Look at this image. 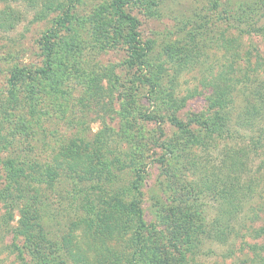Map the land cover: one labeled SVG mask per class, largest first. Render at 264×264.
Listing matches in <instances>:
<instances>
[{
  "label": "rangeland",
  "instance_id": "rangeland-1",
  "mask_svg": "<svg viewBox=\"0 0 264 264\" xmlns=\"http://www.w3.org/2000/svg\"><path fill=\"white\" fill-rule=\"evenodd\" d=\"M111 8L0 0V264H22L21 252L32 264H110L85 224L99 214L101 230L122 235L106 247L124 253L137 224L118 207L137 173L138 264H177L180 251V264H264V0H128L146 49L134 67ZM174 116L218 126L183 132ZM223 189L233 195L219 205ZM189 218L205 227L194 255L179 231Z\"/></svg>",
  "mask_w": 264,
  "mask_h": 264
},
{
  "label": "trees",
  "instance_id": "trees-1",
  "mask_svg": "<svg viewBox=\"0 0 264 264\" xmlns=\"http://www.w3.org/2000/svg\"><path fill=\"white\" fill-rule=\"evenodd\" d=\"M214 7H217L219 0H211ZM128 0H112V13L118 18V21L120 24L118 25L117 30L119 31V38L118 40L122 43V45L125 47L127 53H128V63L131 67L139 66L142 63V60L146 56V49L145 46L142 44L140 40V33H139V20L131 15L130 13H127L125 11V8L127 6ZM46 10H48L49 7L45 6ZM45 10V9H44ZM257 32H261L262 36L264 37V27H260L256 29ZM52 33V30L49 31L48 34ZM43 40L45 41L43 44V50L47 51L48 54H50L53 51L52 44L49 40V36L46 34L43 37ZM16 78L12 79V86L10 94L14 95V86H15ZM258 96L257 100L261 101L262 104H264V89L261 88L259 91L257 90L255 92ZM221 101H215L212 104V107H222L223 104L220 103ZM150 118V117H148ZM214 119H206L203 117H194L190 123H184L177 117H171L169 119V122L171 125H173L175 128H177L180 131L186 132L190 124L195 123L203 127H214L218 126L217 123H212ZM213 125V126H211ZM9 164L12 167V163L9 162ZM236 168V167H233ZM142 185V178L140 177V174L137 173L135 176V179L131 183L130 191H131V197L128 202L125 204H121L118 209L122 212V216H124L123 223L125 225V222L128 224L131 222H135L137 225L134 228L133 233L131 234V237L129 238L127 244L128 247H125V252L123 253L121 251L120 254H117L112 249L106 247L107 240L111 237H113L117 242L121 239V233L118 230H114L115 233H105L104 228L101 230L99 228V221H100V215H96L94 219L87 222L85 224V231L86 233L93 239L92 242H94L95 247L101 252L106 253L108 256V259L110 260V264H138L139 262V254L141 248L143 249V241L144 240V231L146 229V222L144 220V213L142 209V202H143V192L141 189ZM211 188V185L207 186V190ZM216 194V191H214ZM214 194V193H213ZM214 194V195H215ZM233 195V192L227 189H223L222 191H217V196H219L221 199L219 201L222 203L223 200L230 201L231 195ZM218 197V198H219ZM234 199V198H233ZM224 205V204H223ZM125 214V215H124ZM233 210L224 208L223 206L219 207V215H221L222 218H227L232 216ZM180 216L173 213V219L179 218ZM13 217L10 216L8 220H12ZM190 219V218H189ZM216 220V219H215ZM215 224V225H214ZM123 225V229L125 232V228ZM221 223L213 222L211 224L212 230H215L214 228H218ZM24 226V225H22ZM96 227V229H95ZM117 228V227H116ZM131 226H129V229ZM128 229V230H129ZM224 232H222L221 235H226L228 233V227L223 228ZM118 231V233H117ZM179 231L182 233L180 234L181 242L184 241V245L186 247V250L190 252L192 255L196 253L197 247L199 243L201 242V238H199V233L202 234L205 232V227L202 225H197L196 221H193L190 219L188 223H184L182 227L179 228ZM214 232V231H213ZM227 232V233H226ZM132 246L136 247V249H132ZM179 254L181 255L179 258H182L181 260L178 259L177 264H180L181 262H184L186 258L183 256L185 255L184 252L180 251ZM20 260L22 264H32L28 263L24 257L23 252L19 254ZM103 257V256H102ZM40 260V261H39ZM184 260V261H183ZM34 262H37V264H46L45 261H42L41 259H37ZM105 260L101 261L100 264H105ZM35 264V263H33Z\"/></svg>",
  "mask_w": 264,
  "mask_h": 264
}]
</instances>
